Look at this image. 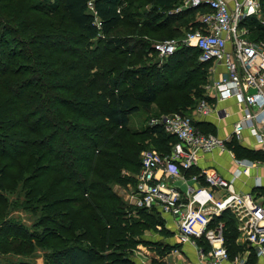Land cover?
Listing matches in <instances>:
<instances>
[{
  "label": "trees",
  "instance_id": "1",
  "mask_svg": "<svg viewBox=\"0 0 264 264\" xmlns=\"http://www.w3.org/2000/svg\"><path fill=\"white\" fill-rule=\"evenodd\" d=\"M183 1L154 0L139 24L128 0H0V264H134L136 237L162 221L115 189L134 185L143 151L168 155L176 140L160 126L132 129L130 117L153 104L189 116L209 81L195 48L152 58L150 33L197 25L184 17L195 18L192 9L169 14ZM120 25L136 38L113 34ZM242 26L264 40L256 18ZM9 35L13 46L2 47ZM227 146L237 159L264 161L236 140ZM222 219L233 258L246 248L235 244L234 219ZM247 264H256L252 253Z\"/></svg>",
  "mask_w": 264,
  "mask_h": 264
},
{
  "label": "built area",
  "instance_id": "2",
  "mask_svg": "<svg viewBox=\"0 0 264 264\" xmlns=\"http://www.w3.org/2000/svg\"><path fill=\"white\" fill-rule=\"evenodd\" d=\"M182 3L183 6L169 14L192 9L196 11L197 25L189 27L182 39L156 41L151 48L159 64L181 48H195L199 62L210 63L212 78L203 86V98L194 107L192 117L173 112L147 120V126H160L176 143L168 155L155 149L141 153L134 185H127L126 202L137 209L171 216L175 220L177 243L192 246L199 264H247L250 253L264 264V202H257L251 193L236 191L233 185L238 175L248 176L252 164L261 163L233 156L240 169L230 179L207 168L187 175L198 167L203 154L233 155L227 144L239 140L243 132H248L258 147H264V40H249L248 31L242 26L245 19L257 18L260 0H184ZM88 5L92 9V2ZM231 100L240 117L227 136L221 138L195 126L194 118H227L229 111L217 108L215 103ZM168 177L183 182L188 178L196 182L201 179L204 185L188 184L183 197ZM260 185L257 182V188ZM225 213L235 221L236 243L247 248L233 258L226 246V223L222 219Z\"/></svg>",
  "mask_w": 264,
  "mask_h": 264
},
{
  "label": "crops",
  "instance_id": "3",
  "mask_svg": "<svg viewBox=\"0 0 264 264\" xmlns=\"http://www.w3.org/2000/svg\"><path fill=\"white\" fill-rule=\"evenodd\" d=\"M215 106L217 108H226L229 111L230 115L227 118H224L222 120H218L214 116H209L204 119L194 118V121L195 123H202V124L209 123L211 126L209 127L210 131L213 130V132L212 133L210 132V133L215 134L221 138H224L230 133L232 124L235 121H237V119L240 117V114L237 111L238 109L235 105L234 100L227 101V102L220 103V104L215 103ZM129 124H130V120H129ZM199 127H202V126H199ZM205 133H209V131ZM236 141L239 145H241L245 149L253 151V152L258 151L264 157V147L262 149L258 147L254 143V140L250 137L248 132H243L241 135V138ZM233 156L234 155L226 153V152H223V153L213 152V153L203 154L201 155V158L199 159L198 167L193 168L190 172H188L187 175L189 176L190 174L191 175L196 174L200 169L207 168V169L216 170L223 177L230 179L232 177V174H234L237 169H240V167L237 166L235 163V159H234L235 156L234 157ZM240 159H246V158H240ZM246 160L251 161V162H257L256 159H252V160L246 159ZM188 179L186 180V182H183L180 180L173 179L172 177H168L169 182L172 183L177 188V190L180 192L181 196L183 197H185L186 186L188 184L194 187H196L197 185L199 186L204 185L201 179L198 182L191 181ZM257 182L261 184L260 185L261 187L257 188L256 186ZM233 185L236 191L241 192V193H251L253 194L257 202H264V161L261 164H256V165L252 164V166L249 168L248 176H245L242 174L238 175V177L234 179ZM119 189H121L122 192H126L127 186L124 188H119ZM126 195L127 194H125V196L124 195L123 196L119 195V196L124 201H126ZM158 215L161 218L162 223L156 226V228L157 229L161 228V230H164L165 232L170 234L169 237L165 239V243L167 245H170L169 247H172V248L174 247V245H178L180 248V251L179 249H176V251L181 254L183 259L186 261V264L187 262H190V263L192 262L193 264H199L197 257H196L195 250L192 246L188 244L181 245L177 243L175 220L171 216L166 215V214L158 213ZM158 235L159 234H157V236ZM235 244L238 245L236 241H235ZM139 245H142V244H139ZM139 245H137V248L140 247ZM139 249H143L139 251V253L141 254V255H138L139 257H144V258H147L149 256L152 258L155 257V256H152L156 254L155 251L154 252H151V251L144 252L145 249L143 247ZM259 262L261 261L256 260V264H259ZM41 264H42V260H41ZM175 264H180V262H176Z\"/></svg>",
  "mask_w": 264,
  "mask_h": 264
},
{
  "label": "rangeland",
  "instance_id": "4",
  "mask_svg": "<svg viewBox=\"0 0 264 264\" xmlns=\"http://www.w3.org/2000/svg\"><path fill=\"white\" fill-rule=\"evenodd\" d=\"M128 8L127 11L129 13H137L139 14L138 17H136V21L139 22V24H143L142 21L144 20V16L146 13L151 14L150 12H154V10H156L155 4H154V0H128ZM183 6V3L179 4L178 6L174 7L175 8H179ZM261 6V4H260ZM171 10V11H172ZM175 16H177V14H175ZM180 17V16H179ZM185 18H187V20H195L194 16H192V14L189 15H185ZM258 22H260V24L264 25V11H261L260 8V12L257 14V18ZM182 27V29L185 30H181L179 34H171L170 29L173 27ZM138 29L142 30L143 33H145V29H143V26L138 25ZM186 29L188 28H183L182 26V22L180 21L179 23L173 22V23H169L167 25V28L161 30V31H156L154 33H150L148 36L151 37L150 42L154 43L156 41H161V40H165V39H171V38H175L177 40H180L184 37V32L187 31ZM132 31L131 29H127L125 26L120 25L116 31L113 34H116L118 36H122V35H126L127 37L133 36L132 38H136V33L130 34ZM122 34V35H121ZM258 33H251V34H247L246 37L248 38H254V39H258L257 38ZM145 35H142L140 38L142 40L148 41V38ZM11 36L9 35L8 40L6 41V44H4L2 47L5 46H10V48L13 46V44L10 41ZM260 39V38H259ZM9 41V43H7ZM9 48V47H8ZM22 48V47H19ZM153 60H156V56L153 57ZM151 58V59H152ZM26 64V63H25ZM211 74L208 71V79L209 81L211 80ZM196 106V105H195ZM162 113L159 112L157 105H152L151 106V110L148 113H145L144 111H139L138 113L132 115L130 117V124L129 126L132 129H139L142 126H144V124H146L147 121H145V118H147L148 116H155V115H161ZM193 112H191L189 114L190 117H192ZM212 133L213 130L209 131V133ZM258 152V151H256ZM257 158V157H256ZM257 162L263 163V161H259V158L256 159ZM129 174V173H128ZM132 186V185H131ZM129 187H127V191L126 192H122L121 189L116 188L115 191L119 194V195H124L129 193ZM125 198V197H124ZM16 216H19L21 218H24L26 220H28L27 213H23V212H18L16 213ZM23 221L26 224H30V221ZM157 223V219L155 218V221ZM160 229V230H159ZM155 228V227H147L146 229H144L140 235H138L136 238L142 240L143 243H141L142 245H139V248H144V252H156L155 257H139L138 255H141L139 253V251L143 250V249H139L137 248V246L133 249V251L129 254V256L135 260L134 264H175L176 262H180V264H186V261L183 259V257L181 256V254L179 252L176 251V249L180 248L178 245H174V247H169L170 245H167L165 243V239L167 237H169V233L165 232L164 230H161V228ZM157 234H159L157 236ZM171 242V241H170ZM247 249V248H246ZM175 252V253H174ZM177 252V253H176ZM36 264H41V260L38 259L36 260ZM43 264V262H42ZM187 264H193L192 262H187ZM259 264H261V262H259Z\"/></svg>",
  "mask_w": 264,
  "mask_h": 264
}]
</instances>
